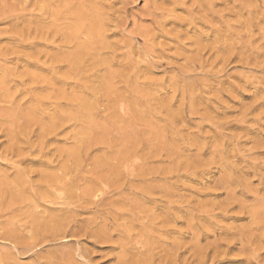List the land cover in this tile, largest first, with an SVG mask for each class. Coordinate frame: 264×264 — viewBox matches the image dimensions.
I'll list each match as a JSON object with an SVG mask.
<instances>
[{
    "label": "rangeland",
    "instance_id": "1",
    "mask_svg": "<svg viewBox=\"0 0 264 264\" xmlns=\"http://www.w3.org/2000/svg\"><path fill=\"white\" fill-rule=\"evenodd\" d=\"M19 1H15L16 19L0 23L5 43L11 24L23 32L17 38L27 37V44L32 43L31 48L20 50L18 62H12L17 63L16 76L35 71L34 65L22 67L24 53L52 49L48 52H63L58 56L63 58L73 54L76 46H85L87 33L83 28L70 30L64 1L31 0L26 10ZM93 1L103 15L102 36L108 46L85 48L88 55L76 70V81L66 75L70 79L64 80L62 88L56 85L42 92L40 84L22 75L13 77L14 99L5 104L13 116L12 128L25 143L20 144L24 161L17 164L33 172L30 180L38 183L36 174L41 169L63 177L65 188L76 177L88 178L73 191L75 206L65 193L69 188L59 189L64 192L59 206L48 205L57 209L69 197L65 202L72 201L73 219L78 218L69 229L82 230V237L69 243L39 244L41 237L27 225L24 239L39 238L35 244L28 242L36 245L35 252L21 255L20 249L0 239L4 264H60L61 249L74 253L62 264H200L197 248L216 243H223L220 250L226 255L213 261L209 257L204 264H264V238L257 252L240 251L243 244L253 250L250 235L259 237L258 228L264 223V0H177L176 4L167 0L163 18L156 19L146 13L154 0ZM23 14L31 15L28 30L19 21ZM213 42L219 52L208 47ZM143 54L147 56L138 58ZM93 55L99 56L91 59ZM111 56L112 66L103 65L102 60ZM128 58L139 59V79L120 66ZM12 63L6 64L12 67ZM57 66L63 71L67 62ZM72 91H77V101H71ZM36 95H45L46 102L36 104ZM36 108L43 112L33 115ZM59 114L65 116L62 126L42 135ZM68 114L77 118L68 119ZM1 132L4 156L2 150L9 143ZM71 151H76L75 157ZM9 163L0 160V169L6 170ZM6 171L12 179V171ZM94 181L95 198L89 200L96 204L81 198L82 189ZM76 206L82 208L77 209L80 212ZM71 210L62 213L69 216ZM89 218H95L99 229L105 226L97 232L105 234L106 240L83 235L82 226ZM30 236L35 238L29 240ZM239 237L244 239L241 245L226 247ZM194 241L199 243L197 248Z\"/></svg>",
    "mask_w": 264,
    "mask_h": 264
},
{
    "label": "bare ground",
    "instance_id": "2",
    "mask_svg": "<svg viewBox=\"0 0 264 264\" xmlns=\"http://www.w3.org/2000/svg\"><path fill=\"white\" fill-rule=\"evenodd\" d=\"M15 1H18V0H12V3L10 0H0V23H1V21H4V20H9V23H12L16 19V16H14V13L16 12V10H15V6H16L15 3L16 2ZM38 1H41V0H37L36 2H38ZM59 1H61V0H59ZM62 1L65 2V8L69 12V17H70V20L72 21V25L70 26V28H71L70 30L72 32H77L80 28H83V30H85L87 33V39L88 40H87L85 46H76L75 52L73 54H67V55L64 54L65 56L63 58L58 57L59 53H60V55H63V54H61L63 52H59V53L54 52L55 50L53 51L54 53L48 52L49 50L51 51L52 49H49L48 51H45L44 49H42V50L39 49V50L31 52V53H26V54L24 53L22 61H21L23 63L22 67H29V66L34 65V66H36V68H35L34 72L23 71L21 74L20 73L19 74L26 77L28 79V81L31 82L32 84L33 83L34 84L35 83L40 84L41 86H38V87L42 92L44 90L48 91V89L52 88V86H54V88H55L56 85H60V87H61L63 85V83L65 84V81L69 78L68 76H70L71 79L74 78V79H72V80H74V82L76 81L75 79H77V76L79 75L78 71H76V70L80 66L82 58L85 57L84 55H88L87 53L84 54L85 48H87L88 50H91V48H93L94 45H99L101 48L102 47L106 48L105 46H108L103 40L104 36H102V34L104 33V30H105L104 29L105 26H104L103 15L99 10L98 3H96L93 0H62ZM176 1L177 0H169L168 2H170V3L173 2V4L174 3L176 4ZM19 2L23 3L22 4L24 7L23 9L26 10V8L30 5L31 0H20ZM166 2H167V0H164L162 3H158L157 0H154L153 3L151 2L150 4H151V6L153 4V6L146 9L147 16H150L152 19H156V18H160V17L163 18L162 16H164V14H163L164 10L167 11L166 8L164 9V7H165L164 5L167 6V4H168ZM87 3H88V5H87ZM82 4H86V6L82 5ZM160 12H162V13L160 14ZM168 12H170L169 9H168ZM66 14H67V12H66ZM30 16H31L30 14L29 15L23 14L19 17L20 18L19 21L22 22V24H23V26H25L26 30H28V26L32 22V19ZM79 22H82V24L80 23V25H79ZM161 27H163V26H161ZM24 31H25V29H24ZM4 32L6 33V31H4ZM0 35H1V33H0ZM17 35H20V37L22 38L23 32H19L17 30V26L14 27L13 24H11L10 33H7L8 37H5L6 43L3 40L4 38L3 39L0 38L1 39L0 40V128H1L0 130H2L1 133H3V134L5 133L4 139L6 138V140L8 141V142L6 141L7 144L9 143V145H7V147H5L3 145L5 147V149H3V147H2V149H3L2 151H4L3 152L4 156H2L0 153V160H3V162L6 161L7 163L10 162L9 163L10 166L7 167V169L8 170L10 169L12 171L11 174H13L12 179H8L9 173L7 174V172H8V171H6L7 169L6 170L3 169L4 171H2V169H0L1 170L0 171V219L4 218V216L5 217L7 216V218L4 219L3 221L0 220V239L10 242L13 245V248L20 249L19 253L22 252V253L28 254L27 252L31 251L32 249L34 251V248L36 246V245L32 246L33 244L32 245L28 244V242L34 243V241L39 239L40 237H41L40 238L41 243H39V244H43V243L45 244L48 241H54V240H64L65 242L69 243L70 241H72V239L76 238L78 235H79V237L81 236L82 230H80V229L78 230V228H77V230H73L74 228L72 230L69 229V228H71V227H69L71 221L72 220L77 221V219H78V218L73 219V218H76V216L74 217V214L72 213L70 205L73 204L72 203V201H73L72 197L74 196L73 191L79 190L80 182L86 181V180H88V178L86 179V177H83V178L82 177H80V178L76 177L73 184L68 182L67 184L70 183L72 185H70L71 187H68L69 185H67L66 188H69V189L65 193H68L67 195L71 196V199H72L71 203L68 202V200L65 202V200L69 198V197L65 196L66 198H65V200H63L64 202L60 204V207L57 209H54L53 207H49L48 205H51V206L52 205L53 206L58 205L59 206L58 202H61V201H59V200H61L60 199L61 194L64 193L62 191V189L60 190L62 193H60L59 189L64 188V190L66 191V188H65L66 182L64 181L63 177H58L57 175L55 176L54 174L49 173V172L47 173L46 172L47 170L45 171V169L43 171H41L42 170L41 169L36 174V175H38V178H39L38 183L34 182L31 179L33 181V183H32V181L30 180V176H31V174H33V172L31 173L27 170H23L20 167L21 162L24 161V158H23L24 154L22 153V151H21L22 148L20 147L21 140L19 139L21 136L19 135L20 136L19 137L18 136L19 132L17 133L12 128V125L14 123L13 116H11V113H9L10 107L6 106L5 104H11V102L13 101L15 92L14 93L11 92L12 87L10 84L13 83L14 79H16L18 76H20L18 74L16 76V71L18 69L17 63L13 64L12 62H18L20 60V58H19L20 57L19 54L21 53L20 50L24 49L25 47L31 48L32 43L27 44L28 43L27 37H25L24 39H20V38L16 37ZM43 40H45V39H43ZM1 42H4L5 45L1 46L3 44V43L1 44ZM30 42L31 41H29V43ZM46 42H47V39H46ZM215 42H213L211 44V46H208V47H211L213 50L214 49L217 50L218 47L216 46ZM43 45H44V48H49V47H45V44H42V47H43ZM213 45H215V46H213ZM177 48L179 49L180 46ZM219 50L220 49L218 48V52H219ZM154 51L152 50L153 53H154ZM93 56L94 57H92V58L90 56V58L91 59H97L96 57H98L99 55L98 56L93 55ZM137 56H138V58H141V57H146L147 55L143 54V55H140V56L137 55ZM113 57L114 56H111L110 59H108V58L103 59V60L101 59L103 62V65H108L111 67L112 61L114 60ZM42 58L44 59L43 61H41ZM132 59H134V58H128L127 62L122 63L120 66H122L124 69H128V70L133 71L134 76L137 79H139L140 78V72H141V68L138 66V60L139 59L138 60H132ZM64 60L67 62V68H64L65 70H63L64 71V73H63V71L59 70L60 67H58L57 64H59L61 62L62 63L65 62ZM9 62H11L13 64L12 67H8V65L6 64ZM46 63H49L50 65L47 67V66H45ZM66 75H68V76L66 77ZM58 76H60V77H58ZM13 77H15V78L13 79ZM64 78H66V79H64ZM43 85H45L46 88H44L45 86H43ZM136 86L139 87L140 85L136 83ZM73 87L75 89V85ZM76 87H77V84H76ZM138 91H139L138 93H141L140 90H138ZM60 93H61V91H60ZM72 94H71L72 96L70 97L71 101H77V99H78L77 91L73 92ZM58 95H59V93H58ZM62 95L63 94H61V96ZM61 96H59V97H61ZM34 99L36 101V104H37V102L38 103L40 102V104H41V101H43L44 99L46 100V96L45 95H38V96L36 95ZM40 110L41 109L36 108L33 111V115L38 114V111H40ZM68 110H70V109H68ZM40 112H43V111H40ZM71 114H73V113H71ZM71 114H68L69 115V117H67L68 119L69 118H71V119L77 118L75 114L74 115H71ZM40 115H41V113H40ZM51 117L52 116H50V118ZM54 117H55V115H54ZM64 117L61 114H59L58 116L56 115L55 118L52 117L53 119L50 120L51 121L50 126L43 130L42 135H45V134L50 133V132H56L55 130L59 129L57 127L58 126L61 127L62 121H65ZM71 119H70V121H71ZM66 122H67V120H66ZM63 123H65V122H63ZM90 127H92V126H90ZM28 137H26L27 138V144L29 143ZM21 139H23V138H21ZM42 141H45V139H43ZM24 144H21V145H24ZM32 146H33V144H32ZM37 147H39V146L37 145ZM40 148H41V146H40ZM76 151H71V154L74 157L76 155ZM13 158H17L18 161L15 159L17 162H15V161L12 162L11 160H13ZM18 162L20 163L19 165L17 164ZM7 166H8V164H7ZM47 169H49V168H47ZM143 173L144 172H142V174ZM142 174H140V175H142ZM148 174H150V173H148ZM66 181H68V180H66ZM227 181L228 180H226L225 182L230 184V182H227ZM87 182H90V181H87ZM91 183H90L91 186L82 189L83 196L81 195L82 196L81 198L83 199V201H86V202L89 201L88 203L93 202L89 199L93 200L95 198V197L92 198V196L95 192L94 188L96 187L95 186L96 182L94 181ZM229 187H231V184ZM229 193H230V191H229ZM84 197L87 198L88 201L84 200L85 199ZM69 201H70V199H69ZM83 201H81V202H83ZM73 202H74V206H75L76 202L75 201H73ZM86 202L84 204H86ZM97 202H98V199H97ZM99 202H100V200H99ZM93 203L96 204V201H94ZM93 203L91 205H93ZM102 203H104V202H102ZM102 203H100V204H102ZM84 204L81 207H83ZM99 206L101 207V205H99ZM39 207L44 208V211H42L43 213L42 212L38 213L39 211H41L43 209L42 208L39 211H37L36 209ZM81 207L76 206V209H75V207H74V209L76 211H79L77 209L81 208ZM91 207H93V206H90V208ZM95 207H97V205H95L93 207V209L96 210ZM87 208L88 207H83V209L88 210ZM70 210H71L70 215L71 214H73V215L67 216L69 213L68 214L66 213L67 215L65 214L66 216H64L63 213L65 211L68 212ZM75 210H73V211H75ZM86 210H84V212ZM62 211H64V212L62 213ZM98 211H95L96 215H98ZM79 212H77V213H79ZM88 212H91V210H88ZM91 214H93V212ZM43 215H46V216H43ZM95 218H94V220H95ZM94 220H92V218L91 219L89 218V220L87 222L85 221L86 222L85 226L82 224L83 225L82 227H84V230H83L84 234L83 235H86L89 237H96L97 240L99 239L100 241L106 240V238H108V237L105 234H100V233L98 234V232H97L98 230L105 228V226L102 225L104 227L99 229L98 227H101V226H97L98 224L95 223ZM189 222H190V219H189L188 223ZM72 223H73V221H72ZM72 223H71V225H72ZM95 224H97V225H95ZM27 225H30L29 227H31V230H33L35 228L34 230H35L36 234H34L32 232L34 234V236L35 235L39 236V238L36 237L37 239H34L35 237L33 238L32 237L33 235L31 234L32 236H30V237H32V238L29 240L34 239L33 242L25 240L23 235H22L23 230H25L24 227H26ZM189 225L191 227V224H189ZM79 226H81V225H79ZM75 227H77V226H75ZM258 229H259V231H261L258 235L259 237L254 236L255 234L253 235L254 238L252 235H250L251 238H250V236H246V237H249L250 239L246 238L244 236V238L249 239L248 241L252 240V242L250 241L251 243L250 242L249 243H250L253 250H251L247 247L245 248V245L243 244L240 251H242L245 254L247 252H248L247 254H249V252L251 253V252H257L258 251L257 249H258V246L260 245L259 243L264 238V223ZM239 231H242V230H239ZM100 232H103V231H100ZM244 233H245V231L243 232L242 236L244 235ZM44 234L45 235L47 234L51 240L49 239V237L47 239V237H46L47 235L45 236ZM236 234L239 235V232L238 233L236 232ZM240 234H241V232H240ZM230 235H231V233H230ZM234 235H231V236L233 237ZM108 236H109V234H108ZM242 236L240 235L241 238H242ZM241 238L239 240L238 239H232L231 242L226 244L227 245L226 247L229 248L230 244H236V243H239L241 245L243 240H244V239L242 240ZM194 239L196 240V242L198 241V239H196V238H194ZM196 242L194 241V245ZM244 243H245V241H244ZM198 244L199 243H197L196 245H198ZM222 244L218 245V243H216V244H213V246H209V244H208L207 247L203 248L204 250L202 249V247L197 248V246L195 245L196 248L199 249L198 251H196V260L198 259V261H200L199 262L200 264H204V261H206V259H208L209 257L212 259V261L215 259H218L221 256V254L223 253L220 250ZM253 246H254V248H253ZM70 247L72 248V246H70ZM208 249H211L212 253L211 252L210 253L212 255L208 254V252L206 251ZM74 250L77 251V249H74ZM79 252H80V250L78 249V252H77L78 256H79ZM22 253H21V255H22ZM71 253H72L71 250L65 251V250L61 249L57 255V257L60 260V264H62L61 261L66 262L68 259H73V257L70 256ZM72 254L74 255V253H72ZM223 254H225V252ZM251 254H253V253H251ZM6 255H8V254H6ZM255 256H256V253H255ZM0 257H1V259H3L0 262L1 263L3 262L2 264H4L5 259L2 258V256H0ZM67 263H68V261H67ZM63 264H65V263H63ZM132 264H135V263H132Z\"/></svg>",
    "mask_w": 264,
    "mask_h": 264
}]
</instances>
